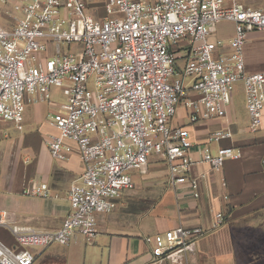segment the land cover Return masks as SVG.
<instances>
[{
	"label": "built area",
	"instance_id": "obj_1",
	"mask_svg": "<svg viewBox=\"0 0 264 264\" xmlns=\"http://www.w3.org/2000/svg\"><path fill=\"white\" fill-rule=\"evenodd\" d=\"M6 2L0 0V7ZM12 8L14 24L0 25V121L22 130L25 103H46L51 86L61 87L66 101L50 115L57 133L46 144L53 158L64 160L63 140H72L84 169L67 191L70 208L55 230L11 222L0 209V225L21 246L13 250L0 242V264H32L30 247L67 245L75 231L93 241L96 214L113 209L121 191L134 185L131 171L142 170L151 154L167 164L170 183L194 185L188 177L189 131L170 123L180 106L190 123L224 117L233 85L241 82L248 129L261 126L264 71L245 72L243 44L249 32L264 31V4L104 0L100 19L87 12L83 0H28ZM220 21L232 22L234 35L230 50L216 54L223 42L212 39L211 31ZM230 137L228 129L211 131L208 144L197 146L201 159L218 171L237 158L239 150L231 146H209ZM260 162L264 172V150ZM23 192L50 195L46 183H32ZM214 218L216 226L224 220L221 212ZM204 232L179 225L145 236L151 253L145 264H164L187 252Z\"/></svg>",
	"mask_w": 264,
	"mask_h": 264
},
{
	"label": "crops",
	"instance_id": "obj_2",
	"mask_svg": "<svg viewBox=\"0 0 264 264\" xmlns=\"http://www.w3.org/2000/svg\"><path fill=\"white\" fill-rule=\"evenodd\" d=\"M242 2L255 7L264 4L263 0ZM5 11L0 14V25L10 27L16 12ZM233 35L232 22L216 24L211 38L223 42L216 54L230 50L228 41ZM243 55L246 73L264 71V31L247 34ZM190 96L196 97L192 92ZM60 104L52 96L46 103L26 102L22 130L0 121V209L7 212L9 221L40 231L60 227L70 208L67 191L80 182L84 169L79 149L70 139L63 140L66 159H55L49 153L46 139L57 133L50 115ZM170 123L189 131L193 163L188 177L195 184L188 180L170 183L167 164L151 154L142 170L131 171L134 185L121 191L113 209L96 214L98 233L93 241L75 231L67 245L30 247L35 256L32 264H145L151 253L144 237L179 225L205 232L192 242L184 260L169 259L164 264H264V172L260 162L264 107L261 126L250 132L243 86L236 82L224 117L190 123L187 109L180 106ZM216 129L230 130L231 137L210 143L212 150L219 146L239 150V156L226 160L218 171L201 159L197 147L208 144L209 133ZM32 183H46L50 195L25 194ZM218 212L224 220L216 226ZM0 242L13 250L21 248L3 225Z\"/></svg>",
	"mask_w": 264,
	"mask_h": 264
},
{
	"label": "rangeland",
	"instance_id": "obj_3",
	"mask_svg": "<svg viewBox=\"0 0 264 264\" xmlns=\"http://www.w3.org/2000/svg\"><path fill=\"white\" fill-rule=\"evenodd\" d=\"M28 0H8L2 7H0V14L6 12L5 9H8L12 14H14V10L12 8L14 3H22ZM87 6L86 10L90 13L94 18H102L104 16V0H83ZM0 24L1 21H0ZM177 64L181 66L183 64L182 59L176 60ZM50 93L52 99H55L57 103H64L66 101V96L62 91L61 87L51 86ZM135 171V170H134Z\"/></svg>",
	"mask_w": 264,
	"mask_h": 264
},
{
	"label": "water",
	"instance_id": "obj_4",
	"mask_svg": "<svg viewBox=\"0 0 264 264\" xmlns=\"http://www.w3.org/2000/svg\"><path fill=\"white\" fill-rule=\"evenodd\" d=\"M176 258H179V259L184 260V253L176 255V256L173 257L171 260H174V259H176ZM182 264H183V262H182Z\"/></svg>",
	"mask_w": 264,
	"mask_h": 264
}]
</instances>
